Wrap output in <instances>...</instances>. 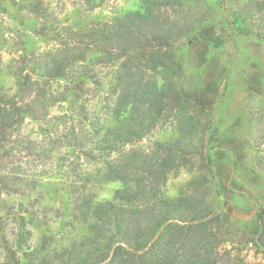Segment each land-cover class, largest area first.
I'll return each instance as SVG.
<instances>
[{
  "label": "trees",
  "instance_id": "1",
  "mask_svg": "<svg viewBox=\"0 0 264 264\" xmlns=\"http://www.w3.org/2000/svg\"><path fill=\"white\" fill-rule=\"evenodd\" d=\"M80 1L87 13L107 1H135L138 7L115 11L102 22L80 19L65 30L56 53L34 57L31 70L39 83H64L58 101H47L31 82L30 58L8 66L19 93L11 96L0 84V187L8 196L34 190L26 177L7 167L11 157L34 150L35 143L23 136L30 118L42 129L56 120L78 122L70 127L69 148L93 162L94 184L114 182L120 188L105 200H97L87 186L68 191L73 218L84 232L59 247L51 246L47 236L34 242L26 206L3 205L2 213L16 216L17 227L12 239L2 235L0 264H208L217 239L214 227L226 217L231 200L216 167L225 151L214 144L218 109L210 95L227 75L214 80H204V75L215 64L212 52L237 35L255 34L264 0H246L245 5L239 0L235 5L229 0ZM176 8L182 10L181 18H175ZM189 59L200 86H185ZM100 68L112 69V75L102 111L93 112L85 97L102 89ZM61 103L67 108L52 116ZM167 124L164 136L140 145ZM230 152L241 161L240 151ZM190 156L205 165L177 198L168 197L169 175L189 168ZM249 228L248 243L264 250V208H258ZM200 244L204 248L195 251Z\"/></svg>",
  "mask_w": 264,
  "mask_h": 264
},
{
  "label": "rangeland",
  "instance_id": "2",
  "mask_svg": "<svg viewBox=\"0 0 264 264\" xmlns=\"http://www.w3.org/2000/svg\"><path fill=\"white\" fill-rule=\"evenodd\" d=\"M229 1L235 5L236 0ZM239 1L243 5L246 3V0ZM137 7L135 1H107L102 8L87 13L80 0H0V84L11 96L18 95L17 82L8 66L12 64L17 67L30 58L32 62L28 69L31 82L39 87L38 91L47 95V101H58L65 92L64 83H39L31 70L34 57L56 53L65 30L69 26H76L80 19L91 24L102 22L109 20L115 11ZM181 11L175 9V18H181ZM217 17L219 20L216 23L219 24L222 17ZM255 31L249 36L237 35L233 42L212 52L211 58L215 64L204 75V80H214L219 76L224 78V73L227 75L226 82H222L221 87L210 95L218 109V132L214 144L225 151L223 159L218 157L216 167L231 200L226 217L214 227L217 236L212 244L215 246L214 252L209 254L205 251L206 255H210L208 264H264V250L248 243L249 225L254 221L258 208H264V12H257ZM194 63L192 59L188 60L186 87L200 86ZM98 73L103 79L102 89L91 91L85 97L93 112L103 109L101 99L108 92L112 69L100 68ZM66 108L65 103L56 104L51 114L57 117ZM199 119L205 120L202 114ZM49 124L42 129L30 118L25 122L23 136L35 143L34 150L11 157L7 167L9 172L26 177L34 190L24 195L8 196L0 187V208L5 204L17 207L23 204L28 209L26 219L34 242L47 236L51 246L59 247L79 238L84 232V226L73 218V202L68 191L84 190L83 187L87 186V192L97 200H105L112 198L120 184H96L97 181L94 184L96 168L93 162L79 151L73 152L69 148L70 127L78 126V122L68 120L61 124L56 120ZM45 129L52 133L45 132ZM167 130L168 124L140 145H149L156 138L164 136ZM230 150L240 151L241 161H236ZM236 162L237 166L234 167ZM203 165L202 159L190 156L189 168H181L169 175L166 195L177 198L181 189L201 171ZM199 192L204 190L199 188ZM0 215H4L0 222L1 256L2 235L4 233L12 239L17 218L3 214L1 209ZM206 245L210 248L208 243ZM203 246L194 245V250L203 249Z\"/></svg>",
  "mask_w": 264,
  "mask_h": 264
}]
</instances>
